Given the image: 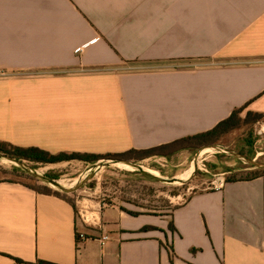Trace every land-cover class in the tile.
Wrapping results in <instances>:
<instances>
[{
    "label": "crops",
    "instance_id": "crops-1",
    "mask_svg": "<svg viewBox=\"0 0 264 264\" xmlns=\"http://www.w3.org/2000/svg\"><path fill=\"white\" fill-rule=\"evenodd\" d=\"M243 107L264 120V0H0V141L124 153ZM101 211L87 225L65 199L0 181V264H264V175L169 216Z\"/></svg>",
    "mask_w": 264,
    "mask_h": 264
},
{
    "label": "rangeland",
    "instance_id": "rangeland-1",
    "mask_svg": "<svg viewBox=\"0 0 264 264\" xmlns=\"http://www.w3.org/2000/svg\"><path fill=\"white\" fill-rule=\"evenodd\" d=\"M243 124L229 133L221 136L217 141L207 145L218 143L242 153L247 157L264 163V154L257 158L259 148L255 145V129L259 120L247 124V113H242ZM199 149V148H198ZM190 151L174 156L171 160L154 157L141 162L147 169L156 172L165 178L187 179L191 176L194 167L195 154L198 151ZM264 152V145L262 148ZM210 151L200 158L199 170L192 180L186 184H167L147 177L144 174H134L121 166L104 168L87 184L68 198L75 202L79 220L88 219L87 225H92L94 219L102 217L101 210H106V218L113 217L111 209H119L129 215H155L169 216L177 207L185 203L191 196L206 190H212L233 178H248L258 169L246 165L244 162L228 154ZM108 161L109 159H102ZM99 160L98 162H100ZM96 163L85 160H73L51 165H32L33 169L48 177L57 180L61 184L74 186L82 177L90 173ZM14 164L0 162V181H15L26 185L41 188L43 186L57 191L42 182L33 180L22 172L14 169ZM18 168V167H17ZM20 169V168H19ZM231 169V173H223ZM21 170V169H20ZM24 172V171H23ZM140 173V172H139ZM27 174V173H26ZM32 177V176H31ZM61 193V192H59ZM64 194V193H61ZM169 231L173 232L172 227Z\"/></svg>",
    "mask_w": 264,
    "mask_h": 264
},
{
    "label": "trees",
    "instance_id": "trees-1",
    "mask_svg": "<svg viewBox=\"0 0 264 264\" xmlns=\"http://www.w3.org/2000/svg\"><path fill=\"white\" fill-rule=\"evenodd\" d=\"M244 110H245L244 107L235 110L233 114L231 115V117L222 121L214 129L206 133L199 134L193 137L183 138L175 142H172L170 144H166V145H162V146H158V147H154L150 149H144V150L132 149L124 153H116V154H112V153L92 154V153H79V152L52 154L38 147L24 148V147L12 145L7 142L0 141V153H4L8 156H11L21 161H25L32 165H51V164H58V163L68 162V161H73V160H85L86 162L96 163L102 159H126V160H131L134 162H141L143 160L154 158V157H160V158H165L167 160H171L174 156L184 151L197 150L203 145H207L210 142H215L221 136L229 133L232 130L239 128L244 122L243 119L241 118V114L244 112ZM261 119H263V116L260 114L248 113L247 119L245 120V122L249 124V123L257 122ZM218 156L222 157L224 155L219 154ZM14 169L16 171L22 172L23 175L35 180L33 177L26 174L19 168L14 167ZM231 172H232L231 169H226L223 171V173L225 174L231 173ZM134 174H141V173L134 172ZM263 175H264V170H258L257 172L253 173L252 176L248 178H233L231 180H228L227 182L232 183V182H237V181L253 180ZM8 182L17 183L15 181H8ZM26 186L37 192L43 193V194H49V195H55V196L61 197L65 199L66 201H68L69 203H71L73 207L76 209L75 202L70 200L68 198L69 195L67 194H61L45 186L38 188V189L31 185H26ZM132 216H137V215H132ZM171 227H173V225H171ZM16 261L17 263H23V261L19 259H16ZM36 264H55V263L41 260V261H38Z\"/></svg>",
    "mask_w": 264,
    "mask_h": 264
},
{
    "label": "water",
    "instance_id": "water-1",
    "mask_svg": "<svg viewBox=\"0 0 264 264\" xmlns=\"http://www.w3.org/2000/svg\"><path fill=\"white\" fill-rule=\"evenodd\" d=\"M210 151H215L217 153H223V154H228L232 157H235L236 159L244 162L246 165H249L251 167H254L255 169L258 170H264V163L251 159L247 157L246 155L239 153L237 151H234L232 149H229L228 147L214 143L210 145H203L198 149V151L195 154L194 158V167L192 174L189 178L187 179H179V178H165L162 176H159L156 172H153L149 169H147L144 165L141 163H137L131 160H126V159H109L108 161L106 160H101L97 164H95L92 168H90V173L84 177H82L74 186L68 187L60 182H58L55 179H52L48 177L45 174L40 173L39 171L33 169L25 161L18 160L16 158H13L11 156H8L4 153H0V162H7L14 164L18 168H20L22 171L27 173L28 175L32 176L36 180L42 182L43 184L55 188L57 191L64 193V194H72L77 192L80 188H82L85 184L90 182L98 172L103 170L104 168H109L113 166H121V165H128L131 166L135 172H140L147 177H150L152 179L158 180L162 183H167V184H186L190 180L194 178L196 175L197 171L199 170V163H200V158L203 154L210 152Z\"/></svg>",
    "mask_w": 264,
    "mask_h": 264
},
{
    "label": "built area",
    "instance_id": "built-area-1",
    "mask_svg": "<svg viewBox=\"0 0 264 264\" xmlns=\"http://www.w3.org/2000/svg\"><path fill=\"white\" fill-rule=\"evenodd\" d=\"M82 49H79L81 51ZM255 137L257 139L255 145L259 148V151L257 152V158L262 156L264 152L262 151L263 145H264V121L261 123H258L255 129ZM83 221L85 224H87L88 219L83 218ZM79 239L82 241H86L88 238L84 233H79L78 235ZM110 236L108 234H103L100 241L104 245L106 242L110 240Z\"/></svg>",
    "mask_w": 264,
    "mask_h": 264
},
{
    "label": "bare ground",
    "instance_id": "bare-ground-1",
    "mask_svg": "<svg viewBox=\"0 0 264 264\" xmlns=\"http://www.w3.org/2000/svg\"><path fill=\"white\" fill-rule=\"evenodd\" d=\"M121 167L125 168L126 170L133 171L134 169L128 165H121Z\"/></svg>",
    "mask_w": 264,
    "mask_h": 264
}]
</instances>
